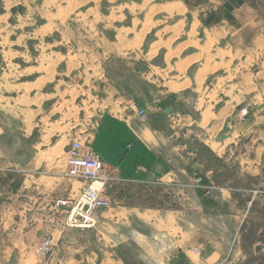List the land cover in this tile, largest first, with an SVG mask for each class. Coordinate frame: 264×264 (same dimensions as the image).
I'll return each mask as SVG.
<instances>
[{
  "label": "rangeland",
  "instance_id": "rangeland-1",
  "mask_svg": "<svg viewBox=\"0 0 264 264\" xmlns=\"http://www.w3.org/2000/svg\"><path fill=\"white\" fill-rule=\"evenodd\" d=\"M187 1L194 11L203 7V12L229 14L233 65L219 69H227L232 108L228 123L213 130L206 126L201 136L196 123L187 137L180 136L196 154L186 165L184 179L125 182L112 174L107 191L113 205L179 212L195 222V243L170 250L167 264H264V0ZM144 2L0 0L1 72L27 83L43 77L39 93L45 95L36 99L27 89L25 104L30 137L43 135L47 144L42 149L51 151L43 155L66 161L61 150L71 141L92 145L101 115H124L128 101L144 106L151 102L155 85L146 80L151 68L141 30L153 22L146 14L162 9ZM131 29L140 32L133 42L141 51L120 56L113 47L127 45ZM8 61L15 68L6 67ZM224 103L219 100L217 108ZM194 107L198 119L201 110ZM193 239L187 236L188 243ZM141 249L138 244L125 249L131 264H143ZM178 251L185 253V261L175 259Z\"/></svg>",
  "mask_w": 264,
  "mask_h": 264
},
{
  "label": "crops",
  "instance_id": "crops-1",
  "mask_svg": "<svg viewBox=\"0 0 264 264\" xmlns=\"http://www.w3.org/2000/svg\"><path fill=\"white\" fill-rule=\"evenodd\" d=\"M144 1V6L162 9L154 15L147 13L146 20L151 17L152 25L141 30L143 52L151 68L146 80L155 85L151 102L146 106L138 103L147 120L139 121L128 101L122 108L124 115L100 116L92 146L113 167L119 181L182 180L191 155L196 154L180 136L187 137L196 123L200 136L206 126L207 130L224 126L232 110L227 69L219 71L233 65L232 49L230 53L228 48L233 36L229 14L203 12V7L194 11L187 0ZM200 2L209 1H195ZM131 30L127 45L113 47L120 56L123 51L130 56L141 51L133 42L140 32ZM118 37L119 33L114 43ZM5 64L15 68L10 61ZM2 65L0 62V264H131L125 249L132 244L142 247L138 258L143 264H167L170 250L195 243L196 224L185 214L137 205L112 204L101 209L92 227L70 225L68 211L58 201L80 192L79 184L84 186V182L65 174L62 156L43 155L49 151L42 149L47 141L43 135L38 140L31 138L25 126L26 90L36 99L45 95L39 93L38 81L43 77H36L33 83L10 80V72H1ZM212 77L214 82L209 84ZM219 100L225 103L217 108ZM194 106L201 110L198 119ZM168 107H173L170 114L165 113ZM65 116L68 126L67 109ZM187 236L193 241L188 243ZM45 239L53 244L48 258L37 251ZM184 254L178 251L175 259L185 261Z\"/></svg>",
  "mask_w": 264,
  "mask_h": 264
},
{
  "label": "built area",
  "instance_id": "built-area-1",
  "mask_svg": "<svg viewBox=\"0 0 264 264\" xmlns=\"http://www.w3.org/2000/svg\"><path fill=\"white\" fill-rule=\"evenodd\" d=\"M131 107L140 121L145 123L146 111L140 108L136 101L131 103ZM113 172V167L97 155L89 142L79 139L71 141L67 148L65 174L81 179L84 186L75 197L58 201L59 206L67 209L70 225L92 227L96 224L95 213L112 206L107 187L113 178ZM37 251L39 255L46 256L53 251V244L49 239H45L39 244Z\"/></svg>",
  "mask_w": 264,
  "mask_h": 264
},
{
  "label": "water",
  "instance_id": "water-1",
  "mask_svg": "<svg viewBox=\"0 0 264 264\" xmlns=\"http://www.w3.org/2000/svg\"><path fill=\"white\" fill-rule=\"evenodd\" d=\"M172 111H173V107H168V108L165 110V113H166V114H170Z\"/></svg>",
  "mask_w": 264,
  "mask_h": 264
},
{
  "label": "bare ground",
  "instance_id": "bare-ground-1",
  "mask_svg": "<svg viewBox=\"0 0 264 264\" xmlns=\"http://www.w3.org/2000/svg\"><path fill=\"white\" fill-rule=\"evenodd\" d=\"M61 152L63 153V152H64V150L62 149V150H61Z\"/></svg>",
  "mask_w": 264,
  "mask_h": 264
}]
</instances>
